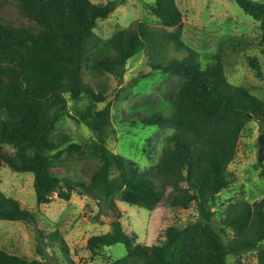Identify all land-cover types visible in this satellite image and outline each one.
Here are the masks:
<instances>
[{"label":"trees","instance_id":"trees-1","mask_svg":"<svg viewBox=\"0 0 264 264\" xmlns=\"http://www.w3.org/2000/svg\"><path fill=\"white\" fill-rule=\"evenodd\" d=\"M14 1L29 24L15 25L0 16V168L32 174L39 207L54 195L70 201L75 194L104 204L111 214L110 231L89 239L88 249L98 255L122 244L126 255L112 264H228L230 256L249 253L264 264V198L231 204L223 215L217 210L219 195L234 184L229 167L242 132L255 120L264 134V100L229 80L241 53L255 50L258 54L245 55V61L264 82V0H230L259 24L261 41L212 55L184 42L177 0L146 5L158 27L135 21L107 39L96 34L98 22L122 0ZM143 53L151 72L131 87L159 74L168 90L137 121L171 131L160 161L145 170L108 148L112 104L99 108L107 101L102 80L123 81L130 62ZM65 119L85 126L92 138L75 142L59 132ZM87 164L94 166L88 174L85 168L78 177L61 173ZM117 200L149 211L161 205L194 208L197 217L168 227L158 244L142 245L125 232ZM0 221L34 226L39 255L58 246L64 263L75 264L66 241L38 227L36 214L1 189ZM0 264L40 262L0 249Z\"/></svg>","mask_w":264,"mask_h":264},{"label":"rangeland","instance_id":"rangeland-1","mask_svg":"<svg viewBox=\"0 0 264 264\" xmlns=\"http://www.w3.org/2000/svg\"><path fill=\"white\" fill-rule=\"evenodd\" d=\"M91 1L99 4L106 0ZM122 1L123 4L107 19L98 22L95 32L99 37L111 38L135 21L148 22L153 27L159 26L158 20L146 7L155 0ZM177 6L183 16L181 31L184 42L202 55L216 54L242 42L257 44L261 41L262 31L259 24L230 0H177ZM0 16L15 25L29 24L21 16L14 0H0ZM255 54H258V51L241 53L234 74L229 75V80L234 85L249 88L264 100V82L255 77L245 61L247 55ZM233 61L231 59V62ZM150 72L148 57L143 53L130 62L123 81L112 76L105 77L102 83L107 87V101L99 106L102 109L108 102L112 104V127L108 131V148L115 154L135 162L141 170L153 168L158 164L171 135L169 130L144 127L137 121L139 113H144L147 107L150 109L152 104L162 101L168 90V84L159 74L137 87H131L134 79ZM164 106L168 107L166 104ZM57 127L59 132L70 135L75 142L92 138L85 126L70 119L63 120ZM260 135V126L255 120L242 132L237 156L229 167L234 184L219 195L217 210L222 215L231 204L243 200L253 203L264 198V153L261 161L258 154ZM93 167L88 164L78 166V171L75 168H64L61 173L78 177L79 170L85 168L88 174ZM33 182V175L30 173H15L7 166L0 168L1 191L8 198L19 201L26 209L35 213L38 227L46 233H58L66 241L75 264H112L126 255L122 244L105 248L98 255L92 254L88 249L89 239L110 231L111 214L104 204L99 205L88 197L75 194L70 201L60 200L54 195L50 204L39 207L36 204ZM117 206L125 232L134 237L137 243L147 246L156 245L163 240L168 227L185 226L197 217L194 208L188 211L172 210L161 205L154 211H149L131 207L119 200ZM0 249L36 259L40 264H65L58 246L45 249L42 255H39L35 227L23 222L0 221ZM238 261L257 264L256 254L228 258V264H236Z\"/></svg>","mask_w":264,"mask_h":264},{"label":"water","instance_id":"water-1","mask_svg":"<svg viewBox=\"0 0 264 264\" xmlns=\"http://www.w3.org/2000/svg\"><path fill=\"white\" fill-rule=\"evenodd\" d=\"M263 153H264V134L260 135L259 138V151H258L259 161L262 160Z\"/></svg>","mask_w":264,"mask_h":264}]
</instances>
